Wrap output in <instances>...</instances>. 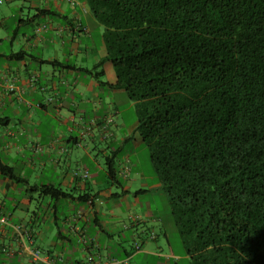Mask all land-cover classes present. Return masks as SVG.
I'll list each match as a JSON object with an SVG mask.
<instances>
[{"label":"crops","instance_id":"obj_1","mask_svg":"<svg viewBox=\"0 0 264 264\" xmlns=\"http://www.w3.org/2000/svg\"><path fill=\"white\" fill-rule=\"evenodd\" d=\"M19 1L0 5V264H190L150 233L151 208L132 211L148 180L161 188L133 175L129 147L143 142L123 120L104 28L84 0ZM44 185L68 196L31 189Z\"/></svg>","mask_w":264,"mask_h":264},{"label":"trees","instance_id":"obj_2","mask_svg":"<svg viewBox=\"0 0 264 264\" xmlns=\"http://www.w3.org/2000/svg\"><path fill=\"white\" fill-rule=\"evenodd\" d=\"M84 1L190 264H264V0Z\"/></svg>","mask_w":264,"mask_h":264},{"label":"rangeland","instance_id":"obj_3","mask_svg":"<svg viewBox=\"0 0 264 264\" xmlns=\"http://www.w3.org/2000/svg\"><path fill=\"white\" fill-rule=\"evenodd\" d=\"M81 1L83 0H75V2H81ZM16 2L19 3L20 1L16 0ZM98 26H102V25H98ZM102 28L104 27L102 26ZM98 34H99L98 29L95 28L93 32V36L97 37ZM124 97L126 100V104H124L123 106L124 108L123 120H125L126 124L129 125L133 123L136 119L135 107L134 104L129 101L125 91H124ZM129 151L131 155V160L136 165L133 175L138 174V178H139L141 176V173H143L144 176L146 177L155 178L156 177L155 171L150 161V152L148 147L144 143H140L139 148L137 150L129 147ZM153 183H154L153 181L148 180L147 183L148 186L146 189L147 190L149 189V191L143 194L137 200H134V197H132L133 198L132 211L141 214L147 208H151L152 212L147 215L149 217V220H147L146 222L147 228L150 229V233H152V235L155 233V235H157V237L159 238V243H161V245H164L166 244L165 242L166 240L165 238H163L161 232H165L172 245L173 252L176 255L185 256L186 248L182 242L179 231L175 225L169 199L162 190H157L156 188H150V185H152ZM140 188L141 187L137 186V188H134V190ZM152 214H155L156 218L154 217V215L152 217ZM143 228L144 226L141 227V230Z\"/></svg>","mask_w":264,"mask_h":264},{"label":"built area","instance_id":"obj_4","mask_svg":"<svg viewBox=\"0 0 264 264\" xmlns=\"http://www.w3.org/2000/svg\"><path fill=\"white\" fill-rule=\"evenodd\" d=\"M70 1H72V0H70ZM2 3H3V0H0V5H1ZM10 89L12 90L13 87H11ZM73 174H74L75 176H78V175H79V173H78L77 171L73 172ZM80 176H81L82 178L86 179V178L89 177V173H88V171H83L82 174H81ZM92 261H93V259H92V258H89V263H92Z\"/></svg>","mask_w":264,"mask_h":264}]
</instances>
